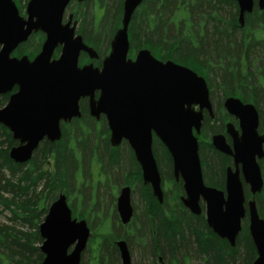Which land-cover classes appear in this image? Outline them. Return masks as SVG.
I'll return each instance as SVG.
<instances>
[{
    "label": "water",
    "instance_id": "1",
    "mask_svg": "<svg viewBox=\"0 0 264 264\" xmlns=\"http://www.w3.org/2000/svg\"><path fill=\"white\" fill-rule=\"evenodd\" d=\"M142 1L123 0L120 27L110 42L109 54L101 68H97L92 64L79 66L82 52L90 59H97L98 54L84 43L81 35H75L72 15L63 24L71 0H29L24 17L14 0H0V95L17 89L0 108V124L18 142L9 150V158L25 164L44 139L58 142L60 122L80 118L79 100L88 98L90 115L96 119L100 115L106 117L110 146L117 147L123 141L129 144L144 181L152 186L159 201L162 193L152 154V132L169 151L174 175L183 180V205L198 216L203 202L209 229L230 247H235L247 208L248 231L256 250L252 264H264V219L254 199L245 200L243 186H248L253 197L263 189L257 160L264 157V128L259 134L257 109L235 98L225 101L224 108L239 121L241 133L228 124L233 149L222 135L212 136L211 143L216 150L232 157L234 169H226L224 190L206 186L194 132L200 133L204 111L212 117L207 83L188 67L171 60H157L146 49L139 50L134 60L128 58V27ZM236 1L243 25L245 14L253 10V0ZM257 8L264 10V0H257ZM38 32L45 39L33 60L26 55L12 56ZM59 47V56L53 58ZM117 210L127 223L132 212L127 189L118 197ZM38 231L42 239L41 264H80L90 232L84 221L72 219L63 194L50 204ZM117 247L121 264H131L125 242H118Z\"/></svg>",
    "mask_w": 264,
    "mask_h": 264
},
{
    "label": "trees",
    "instance_id": "2",
    "mask_svg": "<svg viewBox=\"0 0 264 264\" xmlns=\"http://www.w3.org/2000/svg\"><path fill=\"white\" fill-rule=\"evenodd\" d=\"M95 1L97 5L108 8L102 19L106 21L110 15L109 24L116 30L120 27L123 0L72 1L70 4L69 10L81 20L79 34L100 53L104 50L97 44L100 33L94 36L93 32L94 29L102 30L99 25L101 21L94 24L92 9L90 12L84 9ZM236 18L237 10L233 0H143L128 27L130 54L133 55L137 48H145L163 61L171 60L197 71L207 79L209 85L217 86L219 97L235 95L250 101L264 121V89L257 83V70L261 72L260 80L264 78V11L254 10L247 14L243 29L238 27ZM43 40L42 34L34 35L20 45L13 55L19 57L27 53L33 59ZM33 41L38 50L28 52L26 47ZM242 59L246 70L242 67ZM242 71H246L244 76ZM7 100V95H0V108ZM81 121L88 131H83L82 122H75L68 134L63 132L58 142H40L32 158L25 164L14 163L9 158V150L16 145V141L12 139L9 130L0 124V216L8 211L11 221L27 228V231H20L0 223V264H4L3 256L6 264H41L43 254L39 245L42 239L38 228L48 206L57 195L75 190V175L79 165L75 160V151L81 152L84 165L92 152L98 153L105 168L116 179L138 175L132 156L125 146L111 149L107 138L95 131L89 119L83 118ZM210 122L206 117L203 124L204 144L202 142L200 145L204 183L223 190L225 169L230 159L214 150L207 141L208 133L213 132L214 128ZM86 131L87 135L84 136ZM47 151H55L56 154L54 175L45 170ZM153 151L166 150L156 143ZM162 158L163 171L170 175L169 159L164 154ZM80 190L84 194L82 207L85 209L89 195L84 188ZM244 191L246 198H250L245 187ZM153 204L157 207L154 211L158 212L155 238L148 235L145 214L139 216L144 230L138 232V244L145 256L143 264L156 263L157 249L163 256L174 258L175 264H188L191 256L199 264H252L255 260L256 250L249 235L247 216L242 220V229L235 247H230L226 240L212 233L202 216L188 214L185 210L181 213L171 212L166 219L161 216L165 202L158 206L153 200ZM256 204L260 217L264 219V188L256 196ZM150 206V203H146L145 211ZM117 236L120 234L117 233ZM112 241L113 236L107 233L101 237L96 235L93 244L82 254L80 264H117L118 251ZM128 243L131 241L128 240ZM85 253L89 254L87 262L84 260Z\"/></svg>",
    "mask_w": 264,
    "mask_h": 264
},
{
    "label": "flooded vegetation",
    "instance_id": "3",
    "mask_svg": "<svg viewBox=\"0 0 264 264\" xmlns=\"http://www.w3.org/2000/svg\"><path fill=\"white\" fill-rule=\"evenodd\" d=\"M233 1L235 3V7L237 10L236 20H237L238 27L240 29H243L245 23L243 22V25H241L239 22V6H238L236 0H233ZM253 4H254L253 10L247 14L253 13L254 10H258L259 12L264 11V10L261 11L257 8V0H253ZM68 11L69 10H67L63 16V23L64 24L67 23L69 16L72 15L71 25L76 23V27H77L78 22L76 21L75 16L73 14L69 13ZM247 14H245V16H244V21H245V17ZM78 34H79V28H78V30L76 28L75 29V35H78ZM79 35H81V34H79ZM112 38H113V36H112ZM112 38H111V40H112ZM111 40L107 43L104 50L99 53L94 47L87 44L83 39L84 43L87 46L91 47L93 50L96 51V53L98 54V58L97 59H90L86 53L82 52L80 54V57H79V66L92 64L93 67L101 68L103 59L110 52ZM128 40H129V53H130L131 52V39L129 36V32H128ZM142 49H145V48H137L136 50H134L133 55H131L132 57L130 56L129 58L134 60L138 51L142 50ZM149 52L151 53V51H149ZM101 55H103V56H101ZM151 55L154 56L157 60L163 61L162 59L156 57L152 53H151ZM81 59H83V62H81ZM243 62H244V60L242 59V67L244 68L246 66V64L244 63V65H243ZM245 70H246V67H245ZM194 72H196L199 76H202L205 79L207 86H208L209 99H210V103H211V107H212V117H210L208 115V113L206 111H204V120L202 122V127L200 130V133L196 134L194 132V135L197 137V140H198V155H199V159H200V163H201L202 177H203V182H204V175H203L204 169L202 167V158H201V152L202 151H201L200 145L203 142L202 138H204L203 132L205 133V131H204L203 124H204L206 117H208L210 119V121H211L210 125L214 126L213 132H210L207 135V141L209 142L211 147L214 150H216L211 143L212 136L222 135L225 138L226 144L230 147V149H233V139L227 132V125L231 124L233 126L234 130L240 135L241 132H240V128H239V121L234 116H232L231 114H229L226 111V109L224 108V103L228 98L238 99L242 102V104H252V103L250 101H246L242 97H238L235 95H226L223 97H219V95L217 94L218 91L216 89L217 86L215 84L209 85V82L207 81V79L203 75H201L197 71H194ZM254 72H256V71H254ZM245 73H246V71H242L243 76L245 75ZM257 74H259V76H257V83L259 84V86H262V88L264 89V78L262 80H260L261 72L258 70H257ZM262 77H264V76H262ZM16 90L17 89L15 87L10 94L16 92ZM10 94H5V95H7L9 98ZM97 96H98V94L96 95V97ZM7 102H8V100H7ZM6 103L4 105H6ZM252 105H254V104H252ZM255 108H256V106H255ZM79 110H80V114H81L80 118H74L67 123L66 122H60L61 137H62V134L64 131L66 132V134L69 133V129L72 128V125L75 122H82L81 120L83 118H87L92 122L91 124L95 127L94 128L95 131L98 133H101L103 135L102 136L103 138H107L108 143H109L110 130H109L108 125H107L106 117L104 115H100V117L98 119H96L90 115L89 99L88 98H81L79 100ZM257 112H258V109H257ZM258 115H259V112H258ZM81 127H82L83 131L85 132V129H87V128H86V126H84V122L81 123ZM263 128H264V121H262L261 118L259 117V127H258L259 134H262ZM87 131H88V129H87ZM87 131H86V134L84 136L87 135ZM152 135H153L152 154H153V157L155 159V162H156V165L158 168V172H159V177H160V188H161V193H162V200L161 201H159L158 198L154 195V191H153L152 186L149 183H146L144 181L142 169L136 160L134 151L131 150L129 144L126 141H123L117 147H111L110 143H109V146L111 149H116V148H120L122 146H125L127 148V150H129L127 152L132 156V159L134 161V166L137 168V170L139 172L138 175H135L133 177L134 179L130 175L124 176L122 178V180L114 178V176L112 174H110V172L105 168L106 166L103 165V163L101 162V159L99 157V154L96 152H92V155L88 159L87 164L84 165V163L82 162L81 152L75 151V153L77 154V157L75 158V160L79 164L77 166L76 175H75V177H76L75 190L72 192H67V194L59 193L57 195V197L60 194H63L66 197L67 205L69 206V208L71 210L72 219H76L77 221L82 220L86 223V226L90 232V237H89V240H88L86 248H85L86 250L90 244H93V238L96 235L101 237L102 235H104V233H107L110 236H113L112 243L118 251V258L120 259V254H119V250L117 247V243L121 242V241L125 242L126 247H127L129 254H130V258H131L130 249L132 248V246L134 245L135 247H140V245L138 244V237H139L138 232L139 231L141 232L143 230L142 229L143 225L139 221L140 215L145 214V220H146V224H147V231H148L149 237L153 239L156 236V232H157V228H158V221H157L156 216H158V212L154 211V210H157V207L153 204V200L156 201L158 206H162L165 202L166 206L164 207L162 214H161V216L163 218L167 219L169 217V215H171L170 214L171 212L174 213L175 211H177V212L181 213V212H184L185 210L187 211L188 214L194 215L183 205V203L181 201L182 197H186L185 191H184V183H183V180H182L180 175L178 177H176L174 175L173 159H172L169 151H167V149L164 147V145L160 142V140L155 136V134L153 132H152ZM44 140H46V139H44ZM156 143L161 144L162 147L166 151H153V146ZM17 145H18V142L16 141V145H14V146H17ZM263 150H264V145H263ZM216 151L230 159V164L226 167V169L228 167L234 169V163H233L232 157H230V156H228L222 152H219L218 150H216ZM46 153H47L46 155L48 157V160L51 159V157H52L51 166L53 167L54 171H53V173H51L49 171V173L54 175L55 174L54 160H55V155H56L55 151H47ZM162 154H164L169 159L170 175H167L163 171L164 170L163 169L164 163H163ZM47 162H49V161H47ZM257 163H258L260 170H261V176H262L263 187H264V157L261 160H257ZM240 168H241V166H239V169ZM226 169H225V176H226ZM240 178L242 180V175H240ZM206 186H208V185H206ZM243 186L247 189V191L250 195V198H246V193L244 191L245 200L247 201V200L254 199L255 204H256V196L253 197L251 195L249 188L245 184ZM208 187H211V186H208ZM81 188H84V190L89 195V198H88L89 200L87 203L88 205L86 206L85 209L82 207L84 194L81 192V190H80ZM212 188H214V187H212ZM104 189L107 192L103 191ZM126 189L129 192V200H130L132 212H131V217H130L129 221L127 223H124L122 218L120 217L118 210H117V200H118V197L120 196V194L123 192V190H126ZM224 189H225V181H224ZM218 190H221V189H218ZM144 199H146V202L144 201ZM96 201L100 205L96 206ZM135 202H138L141 206L138 208L137 205H135ZM146 203H150L151 206L149 209L147 208L148 210L145 211V204ZM78 204H79V206H77ZM200 206L202 209V213L198 216H202L204 218V222H205L206 226L208 227V225L206 223V218H205L204 203L201 202ZM256 208L258 211L257 204H256ZM194 216H197V215H194ZM246 216H248L247 215V208H246ZM117 233L120 234L119 237L117 236ZM144 233H146V231ZM124 237L126 239L130 240L131 243H128V240H125ZM102 239H103V237L100 240H102ZM129 244H132V245L130 246ZM155 257L157 259L155 264H175L174 258H168L166 256H163L161 254V252L158 251V249L156 251ZM120 263H121V261H120Z\"/></svg>",
    "mask_w": 264,
    "mask_h": 264
},
{
    "label": "rangeland",
    "instance_id": "4",
    "mask_svg": "<svg viewBox=\"0 0 264 264\" xmlns=\"http://www.w3.org/2000/svg\"><path fill=\"white\" fill-rule=\"evenodd\" d=\"M27 1L28 0H20L19 2L17 1L16 2V5H17V7H18V9H19V12H20V15L21 16H24V11H25V6H26V3H27ZM76 2V0H73V2ZM71 7V5L69 6V8ZM72 7H75L74 5H72ZM106 7V6H105ZM105 7H102V6H100V5H97V3H96V1L95 2H93V4H89L88 5V7H85L84 9L85 10H89V12L91 11V9H92V14H93V19H94V24L95 23H97V22H100L101 21V23H99V25L101 24V27H102V30H96V29H94V32H93V35L95 36L96 35V33L97 32H99L100 34L98 35L99 37H97V39H98V46L103 50L104 48H105V46H106V43H108L110 40H111V38H112V36H113V34L115 33V29H114V27L112 26V25H110L109 24V21H110V15H108V17L106 18L107 20L106 21H103V16H104V14H105V10H107L108 8H105ZM69 10V9H68ZM69 13H71L72 14V12H71V10H69L68 11ZM75 18H76V21L78 22V24H77V30H78V28H79V26H80V22H81V20H80V18L78 19V16L77 15H75ZM106 22V23H103V22ZM118 29V28H117ZM115 30V31H114ZM114 31V32H113ZM91 39L93 40L94 38H93V36H91ZM31 41V40H30ZM29 41V42H30ZM28 42V43H29ZM33 46V48H32V46ZM26 49H27V51L28 52H33L34 51V49H37L38 50V47L36 48V43H35V41H33L32 43H30L27 47H26ZM26 55L28 56V54L26 53ZM101 56H103V55H101ZM95 128V127H94ZM204 144V143H203ZM47 161H49V162H47ZM49 163V164H48ZM51 163H52V157H51V159H49L48 160V158H46V160H45V170H47L48 172L50 171L51 173H53V167L51 166ZM264 188V187H263ZM257 196V195H256ZM4 197L6 198L7 196L6 195H4ZM138 202H135V205H137V207L139 208L141 205L139 204H137ZM79 211V210H78ZM11 215H10V213L8 212V211H5L1 216H0V223L1 224H3V225H7L8 227H13L14 229H16V230H20V231H27V228L26 227H22V225H20L19 223H17V222H13V221H11ZM131 246V245H130ZM39 247H40V245H39ZM87 250H88V248H87ZM130 251H131V263L132 264H143V262H142V259L144 260L145 259V256H144V253H142V251H141V249H140V247H135L134 245L132 246V248L130 249ZM84 252H86V251H84ZM85 256H84V260H85V262H87L88 261V259H89V254H87V253H85L84 254ZM4 258H2V263L4 262V264H6L5 263V260H6V258H5V256H3ZM190 257V256H189ZM157 260V259H156ZM188 260V259H187ZM145 261H147V260H145ZM188 262V264H199L198 263V260L197 259H193V257L191 256L190 257V260H188L187 261ZM148 263V262H147ZM146 263V264H147ZM117 264H121L120 263V259H118V261H117ZM149 264H153V263H149Z\"/></svg>",
    "mask_w": 264,
    "mask_h": 264
}]
</instances>
